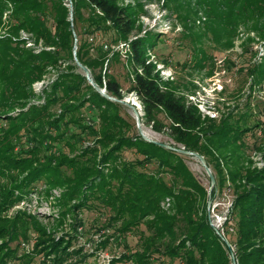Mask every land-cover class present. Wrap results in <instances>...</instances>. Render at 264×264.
<instances>
[{
  "label": "trees",
  "instance_id": "trees-1",
  "mask_svg": "<svg viewBox=\"0 0 264 264\" xmlns=\"http://www.w3.org/2000/svg\"><path fill=\"white\" fill-rule=\"evenodd\" d=\"M68 4L67 0H0V30L8 34L0 36V179L6 181L0 186V214L43 183L65 189L61 204L74 218L84 211H98L108 215L104 225L113 226L118 235L137 232L134 251L113 257L108 264H165L163 259L179 264H232L230 248L236 264H264V168L253 167L249 154L264 150L260 118L264 101L252 105L249 95L240 114L228 111L213 119L203 117L169 82H161L149 61L147 51L157 46L162 35H141L140 3L70 0L71 21ZM196 4L209 11L206 30L213 35L223 30L229 39L227 47L237 25L264 39V0H197ZM19 32L42 42L44 49L26 48ZM74 42L77 61L89 70L97 87L116 101L89 85L78 66L67 65L44 91V104L12 115L32 99L31 85L43 79L48 67L73 62ZM121 45L132 76L126 92L141 103L144 124L155 131L164 129L173 142L170 147L205 159L216 181L212 204L224 189L231 191V206L221 227L210 225L208 190L186 165L187 156L145 141L122 115L118 101L124 90L110 69L111 63L120 61L121 50L106 59L112 47ZM199 56L203 60L207 54L203 50ZM105 61L101 75L97 70ZM239 70L251 78V90L263 89L264 63ZM89 106L95 111L90 118L97 127L82 122L83 109ZM159 114L166 123L158 121ZM81 135L93 147L82 149L77 139ZM22 138L30 147L24 148ZM44 142L47 151L36 146ZM67 153L76 154L69 157ZM126 153L135 157L130 159ZM18 222L28 223L23 214L10 222L0 218V238L12 228L8 238L14 240ZM32 227L40 233L36 255L49 258V264H84L87 255L81 257L82 249L70 250L75 237L49 235L47 239L35 221ZM9 241L0 244V264L16 251L9 248ZM107 244L106 239L98 248Z\"/></svg>",
  "mask_w": 264,
  "mask_h": 264
},
{
  "label": "rangeland",
  "instance_id": "rangeland-1",
  "mask_svg": "<svg viewBox=\"0 0 264 264\" xmlns=\"http://www.w3.org/2000/svg\"><path fill=\"white\" fill-rule=\"evenodd\" d=\"M125 3L132 5L140 3L142 5L143 13L138 21L141 35L149 33L162 35L157 46L147 51V56L150 62L155 65L161 82H169L178 96L196 105L198 109H200L199 107L204 110L210 109L216 113V118L221 112L242 113L243 110L239 109L246 101H249V95H251L252 105L257 100L264 101V85L263 89L254 87L251 90L249 87L251 78L239 73V68L244 65L257 66L264 63V39L260 38L253 30L247 26L237 25L235 34L230 37V45L227 47L226 43L229 39L224 36L226 34L223 30L216 31V35L209 32L210 30H206L210 20L209 11L207 8L203 9L198 6L197 0H169L167 4L165 0H125ZM67 6L69 7V5ZM5 18L6 14L3 19ZM0 36L5 37L8 34L5 30H0ZM18 37L26 42V48L34 51L44 49L42 42H35L30 35L24 32H19ZM121 49L122 45L118 48L112 47L111 52L106 55V59H112L113 52ZM193 49L196 50L194 51L195 55H191ZM201 49L207 54L203 60L199 56V53L203 51ZM125 60L124 51L121 50L120 61L111 63L110 67L111 72L120 81L124 90L122 100L118 101L122 115L131 126L135 127V133H138L134 113L129 106L133 105L139 114L141 130L148 139L167 145L173 144L164 129L155 131L151 127L152 125L144 124L141 103L134 94L126 92L132 81V76ZM67 65H76L74 58L73 62L62 61V65L56 68L48 67L43 79L31 85L32 99L23 109H16L12 115L26 111L30 105L41 106L44 104V91L49 90V85L61 72L66 70ZM106 67L107 61L104 62L101 70L98 68L97 73L101 71V75H104ZM91 115H95L94 109L90 106L85 107L82 122L85 126L95 125L97 127L98 123L91 120ZM260 118L264 122V113ZM157 119L166 123V118L162 114H159ZM77 139H80L79 146L82 149L91 148L94 145L93 142L86 140L84 135ZM22 141L25 143L24 148L30 147V142H27L26 138H22ZM248 142L251 143V139ZM36 146H40L44 151L49 150L47 142L42 145L36 144ZM102 152L103 150H100L95 156L96 162L100 160ZM67 154L69 157H73L76 153ZM249 154L254 161L253 167L264 168V150L263 153L250 150ZM126 156L130 159L135 157L131 153H126ZM185 162L190 171L208 190L209 179L201 164L190 156H187ZM98 168L103 169L101 165H98ZM152 168V166L148 167V169ZM5 182L0 179V186ZM64 192V188L58 186L50 188L46 184L39 183L26 192L21 200L0 214V218L9 220V222L16 214H23L28 221L25 225L20 224L21 222L17 223L14 240L9 241L8 238V235L12 233V228H8L7 232L5 230V236L0 238V244L9 241V248L16 250L13 256L6 258L4 264H39V262L49 264V258L44 259V256L36 255L34 252L40 233H36L32 227L33 221L44 232L47 239H49V235L54 239L68 234L75 237L70 250L81 248V257L87 255L84 264H108L113 257L119 258L128 250L134 251L138 237L137 232L125 236L118 235L113 226L104 225L108 215L98 211H84L74 218L72 213L65 212L66 208L61 204ZM14 195L18 196L19 191H15ZM231 201V191L224 189L223 193L213 201V204L211 203L210 219L211 224L216 228L222 226ZM162 207L166 208V205ZM23 233L24 235H22ZM106 239L108 240L106 247L99 249L98 244ZM40 248L41 246H38V250ZM163 261L165 264H179L178 262L172 263L168 259H163ZM121 264L130 263L123 262ZM154 264H158V262H154Z\"/></svg>",
  "mask_w": 264,
  "mask_h": 264
},
{
  "label": "water",
  "instance_id": "water-1",
  "mask_svg": "<svg viewBox=\"0 0 264 264\" xmlns=\"http://www.w3.org/2000/svg\"><path fill=\"white\" fill-rule=\"evenodd\" d=\"M68 1V5H69V10H70V21L72 20L71 18V4H70V0H67ZM75 42H76V39H75ZM75 42H74V47H73V58H74V61L76 63V65L79 67V69L82 71L85 79L87 80L88 84L91 85L100 95H102L104 98L108 99V100H111V101H116L115 99L109 97L103 90L99 89L97 87V85L93 82V80L91 79L90 77V73H89V70L82 66L76 59V56H75ZM124 104H128L126 102H122ZM131 107V109L133 110V113H134V117H135V120H136V127H137V131H138V134L141 136L142 139H144L145 141H148V142H154V141H151L150 139H148L145 134L143 133V131L141 130V127H140V119H139V114L137 113L136 109L134 108L133 105H129ZM158 145H160L161 147L163 148H166V149H171V150H174L176 151L177 153L181 154V155H184V156H190V157H193L195 158L200 164L201 166L204 168L206 174H207V177L209 179V188H208V201H207V209L209 210L210 209V206H211V199H210V194H211V191L213 189H215V186H216V181H215V177L211 171V169L207 166V163L205 161V159L197 154V153H193V152H189V151H186L184 150L183 148H180V149H174L172 147H170L169 145L167 144H163V143H158V142H154ZM210 225L216 229V227L214 225H212L210 223ZM217 231V230H216ZM217 234L221 237V239L225 241V239L223 238V236L217 232ZM230 255H231V261H232V264H236V261H235V258L233 256V251L232 249L230 248Z\"/></svg>",
  "mask_w": 264,
  "mask_h": 264
},
{
  "label": "built area",
  "instance_id": "built-area-1",
  "mask_svg": "<svg viewBox=\"0 0 264 264\" xmlns=\"http://www.w3.org/2000/svg\"><path fill=\"white\" fill-rule=\"evenodd\" d=\"M150 61V60H149ZM200 109V112H201V114H202V116L204 117V116H208V117H210V118H216V113H214L213 111H211L210 109L209 110H204V109H202L201 107H199ZM166 206H168V204H166ZM230 206H231V203H230ZM230 206H229V208H230ZM228 213V212H227ZM224 219H225V217H224Z\"/></svg>",
  "mask_w": 264,
  "mask_h": 264
},
{
  "label": "bare ground",
  "instance_id": "bare-ground-1",
  "mask_svg": "<svg viewBox=\"0 0 264 264\" xmlns=\"http://www.w3.org/2000/svg\"><path fill=\"white\" fill-rule=\"evenodd\" d=\"M146 135V134H145Z\"/></svg>",
  "mask_w": 264,
  "mask_h": 264
}]
</instances>
